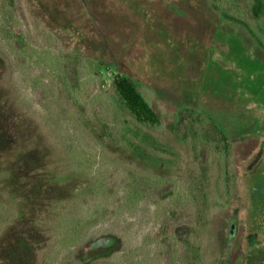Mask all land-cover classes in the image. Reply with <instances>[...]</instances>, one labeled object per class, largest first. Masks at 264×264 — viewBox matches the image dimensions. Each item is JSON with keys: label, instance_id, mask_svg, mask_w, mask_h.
I'll list each match as a JSON object with an SVG mask.
<instances>
[{"label": "rangeland", "instance_id": "374dc122", "mask_svg": "<svg viewBox=\"0 0 264 264\" xmlns=\"http://www.w3.org/2000/svg\"><path fill=\"white\" fill-rule=\"evenodd\" d=\"M223 3L0 0V264H264V46ZM129 171L179 187L127 212Z\"/></svg>", "mask_w": 264, "mask_h": 264}, {"label": "trees", "instance_id": "16d2710c", "mask_svg": "<svg viewBox=\"0 0 264 264\" xmlns=\"http://www.w3.org/2000/svg\"><path fill=\"white\" fill-rule=\"evenodd\" d=\"M226 4V5H225ZM231 6V13H235L236 18L234 21L235 24L244 27L249 35L256 40L259 46H264L263 41H261V36L257 34L254 29H252L248 24V18L250 17V12L253 13L254 18L258 16V0H224L222 6L226 7ZM243 5V7H241ZM215 11L220 10V5L218 8L213 6ZM246 9V14L248 12L247 17H242L241 11L242 9ZM22 36V35H21ZM16 36L14 37V41L9 40L8 43L11 46L10 50L13 52L17 47L18 43L24 42L23 37ZM98 65V64H97ZM36 87V86H35ZM113 92L114 95L118 98L119 104L121 107L130 114L137 122L140 124L149 126L155 130H160L162 126V122L160 117L156 114L151 101L143 94V92L139 89V87L128 77L125 76H117L113 81ZM216 139H220V141L225 142V136L221 131L216 130L215 134ZM222 146L226 147V142H222ZM128 182L125 186V191L123 195L124 204L121 208L126 207L127 212H131L139 207V205L143 202L146 196H151L157 190H177L179 185L176 181L171 179H166L163 177L152 176L145 173H137L133 171H129L127 174ZM183 210L186 212H190L193 201L190 198H187L182 201ZM119 212L116 211L114 215ZM152 233L149 235V239L152 238ZM154 240V239H153ZM71 244L73 241H70ZM147 242V241H146ZM69 244V243H68ZM176 244L174 241H170L168 249L171 252L172 264L174 263L177 252L174 250ZM133 257V253H128L126 255V259L128 261ZM130 264V263H129Z\"/></svg>", "mask_w": 264, "mask_h": 264}, {"label": "flooded vegetation", "instance_id": "af4514ba", "mask_svg": "<svg viewBox=\"0 0 264 264\" xmlns=\"http://www.w3.org/2000/svg\"><path fill=\"white\" fill-rule=\"evenodd\" d=\"M264 242V241H263Z\"/></svg>", "mask_w": 264, "mask_h": 264}]
</instances>
